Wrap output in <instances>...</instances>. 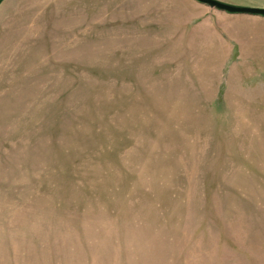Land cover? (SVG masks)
Wrapping results in <instances>:
<instances>
[{
    "label": "rangeland",
    "instance_id": "rangeland-1",
    "mask_svg": "<svg viewBox=\"0 0 264 264\" xmlns=\"http://www.w3.org/2000/svg\"><path fill=\"white\" fill-rule=\"evenodd\" d=\"M258 17L4 0L0 264H264Z\"/></svg>",
    "mask_w": 264,
    "mask_h": 264
},
{
    "label": "water",
    "instance_id": "water-1",
    "mask_svg": "<svg viewBox=\"0 0 264 264\" xmlns=\"http://www.w3.org/2000/svg\"><path fill=\"white\" fill-rule=\"evenodd\" d=\"M4 0H0V5ZM196 2L207 6L211 10H218L228 14H241V15H250V16H259L264 17V8L263 7H238L228 5L216 0H195Z\"/></svg>",
    "mask_w": 264,
    "mask_h": 264
},
{
    "label": "crops",
    "instance_id": "crops-1",
    "mask_svg": "<svg viewBox=\"0 0 264 264\" xmlns=\"http://www.w3.org/2000/svg\"><path fill=\"white\" fill-rule=\"evenodd\" d=\"M209 18H210V17H209ZM209 18H208V19H209ZM258 18H262V17H258ZM263 19H264V18H263ZM205 20H207V19H205ZM208 25L210 26V23H209Z\"/></svg>",
    "mask_w": 264,
    "mask_h": 264
}]
</instances>
